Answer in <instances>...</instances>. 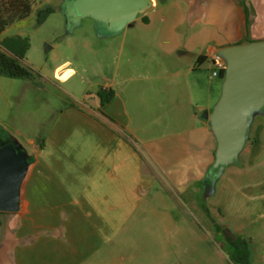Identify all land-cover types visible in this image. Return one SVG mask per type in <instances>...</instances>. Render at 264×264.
Listing matches in <instances>:
<instances>
[{"label":"crops","instance_id":"0c3cea01","mask_svg":"<svg viewBox=\"0 0 264 264\" xmlns=\"http://www.w3.org/2000/svg\"><path fill=\"white\" fill-rule=\"evenodd\" d=\"M93 22L99 37L114 38L101 86L115 92L111 101L61 112L47 139H28L31 151L0 131V150L18 149L27 161L17 211H0V264H99L78 247L82 219L124 225L126 212L165 203V193L178 211L221 215L183 220L214 225L223 264H237L234 252L264 264V108L213 186L217 139L203 117L223 94L222 50L264 41V0H151L118 33Z\"/></svg>","mask_w":264,"mask_h":264},{"label":"rangeland","instance_id":"374dc122","mask_svg":"<svg viewBox=\"0 0 264 264\" xmlns=\"http://www.w3.org/2000/svg\"><path fill=\"white\" fill-rule=\"evenodd\" d=\"M61 1L35 0L37 6L52 7L54 12L41 24L33 13L0 35V39L14 35L30 39L22 64L32 70V79L0 77L5 81L0 84V131L27 151H31L29 138L36 143L47 139L61 112L84 113L98 97L102 71L109 70L108 44L114 38L99 37L91 18L70 26ZM164 197L165 203L126 212L129 220L124 225L91 227L82 219L78 247L94 253L99 264H223V256L213 248L215 244L223 250V241L209 237L216 233L214 225L189 226L183 220L207 216L216 221L221 215L204 206L189 210L181 205L178 211L171 207L172 194Z\"/></svg>","mask_w":264,"mask_h":264},{"label":"water","instance_id":"95a60500","mask_svg":"<svg viewBox=\"0 0 264 264\" xmlns=\"http://www.w3.org/2000/svg\"><path fill=\"white\" fill-rule=\"evenodd\" d=\"M151 5V0H65L64 12L70 26L91 18L107 33H118L139 13ZM226 60L223 94L209 119L217 139L215 176L237 160L248 134L251 115L264 108V41L234 45L222 50ZM27 161L18 149L0 150V211L18 209L19 189L26 172Z\"/></svg>","mask_w":264,"mask_h":264},{"label":"trees","instance_id":"16d2710c","mask_svg":"<svg viewBox=\"0 0 264 264\" xmlns=\"http://www.w3.org/2000/svg\"><path fill=\"white\" fill-rule=\"evenodd\" d=\"M35 3V0H0V35L13 24L28 19L34 12ZM53 12L54 9L49 6L37 10V22L43 23ZM29 49L30 39L28 37L14 35L0 39V76L14 79H32V70L22 64ZM223 72L224 69L221 70V74ZM114 94L112 89L101 88L98 91L101 107L108 104ZM217 230L223 232L220 227H217ZM230 260L237 264H248L243 261V258L238 257L236 252L231 254Z\"/></svg>","mask_w":264,"mask_h":264},{"label":"built area","instance_id":"2783aa9c","mask_svg":"<svg viewBox=\"0 0 264 264\" xmlns=\"http://www.w3.org/2000/svg\"><path fill=\"white\" fill-rule=\"evenodd\" d=\"M218 66H220L222 69L224 68V65L220 62L217 63ZM218 74V72H214L213 76H216Z\"/></svg>","mask_w":264,"mask_h":264}]
</instances>
